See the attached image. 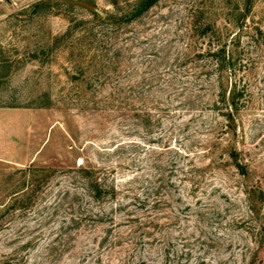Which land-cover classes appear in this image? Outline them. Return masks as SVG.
<instances>
[{"label":"rangeland","instance_id":"obj_1","mask_svg":"<svg viewBox=\"0 0 264 264\" xmlns=\"http://www.w3.org/2000/svg\"><path fill=\"white\" fill-rule=\"evenodd\" d=\"M140 1L0 0V264H264V0Z\"/></svg>","mask_w":264,"mask_h":264},{"label":"trees","instance_id":"obj_2","mask_svg":"<svg viewBox=\"0 0 264 264\" xmlns=\"http://www.w3.org/2000/svg\"><path fill=\"white\" fill-rule=\"evenodd\" d=\"M158 0H141L133 10L127 15L123 16L122 19H127L132 21L134 19L139 18L145 12H147L153 5L157 3ZM38 6V5H37ZM208 54H210L213 58V64L215 65L216 69L219 70V76L226 71L227 67L230 68L232 63V55H227L226 46L218 45V46H208L206 48ZM221 86V87H220ZM219 86V102H223L225 105L224 116L228 120H232L234 118V114L238 111V97L239 91H237L236 86L232 87L229 95L227 94L228 89L224 87V85ZM227 155L229 158L234 162V166L242 173L246 172L245 164L240 160L239 151L231 147L229 151H227ZM179 153V152H178ZM80 171L82 172V178L86 181L88 189L91 191L92 195L96 198H100L104 192V184L99 181L97 177V169L93 167H81ZM182 179L185 181L190 180L193 178L192 170H181ZM141 175L136 176V181L141 180ZM163 177H158L157 180H162ZM113 195L116 196V189L112 186ZM154 192V191H153ZM140 199V198H138Z\"/></svg>","mask_w":264,"mask_h":264},{"label":"crops","instance_id":"obj_3","mask_svg":"<svg viewBox=\"0 0 264 264\" xmlns=\"http://www.w3.org/2000/svg\"><path fill=\"white\" fill-rule=\"evenodd\" d=\"M5 114L7 118L5 121L0 123V139L6 137L10 142L7 153L11 154L15 146L18 145L20 147L19 142L16 145L15 137L18 135L25 138L26 133H28V123L26 121V113H21V111H17L16 109L11 108H2L0 107V115ZM22 117V118H21ZM22 120V121H21ZM1 122V121H0ZM19 141V140H18ZM12 145V147H10ZM23 156L20 155V158L16 159L17 162H23Z\"/></svg>","mask_w":264,"mask_h":264}]
</instances>
